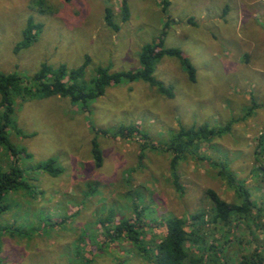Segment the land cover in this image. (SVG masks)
<instances>
[{
    "label": "rangeland",
    "instance_id": "1",
    "mask_svg": "<svg viewBox=\"0 0 264 264\" xmlns=\"http://www.w3.org/2000/svg\"><path fill=\"white\" fill-rule=\"evenodd\" d=\"M163 1L0 0V73L32 77L43 64L76 69L88 58L81 80L88 84L95 67L137 71L141 48L158 39L194 69L192 81L176 56L156 63L153 78L171 96L138 79L108 87L86 109L56 96L14 99L6 133L26 157L0 147V167L15 161L28 188L10 193L0 214V264H78L82 257V264H147L123 241L101 250L98 220L109 208L127 218L144 208L148 225L186 218L209 208L207 189L231 202L233 190L212 161L247 182L253 201L264 199L254 174V149L264 133V0H167L166 8ZM107 9L115 28L105 22ZM29 22L36 38L18 50ZM229 123L230 133L178 162L177 190L164 145L180 128ZM120 126L137 133L113 137ZM50 159L55 175L35 169ZM263 232L254 231L261 239Z\"/></svg>",
    "mask_w": 264,
    "mask_h": 264
},
{
    "label": "trees",
    "instance_id": "2",
    "mask_svg": "<svg viewBox=\"0 0 264 264\" xmlns=\"http://www.w3.org/2000/svg\"><path fill=\"white\" fill-rule=\"evenodd\" d=\"M163 2V8H166L168 2ZM122 14L124 20L128 18L126 4H123ZM105 22L115 28L108 9ZM36 27L31 22L27 23L23 32L24 39L18 44V50L28 48L35 40L36 36L31 32L38 30ZM162 46V39L143 46L138 55L140 68L137 71L108 73L106 69L95 67L94 76L88 84L81 81L90 63L88 58L76 69H68L65 65L50 67L43 64L32 77L0 73V147L6 149L11 156L22 154L26 157L23 150H18L9 143L6 133L7 127L13 122L16 98L31 100L56 96L66 98L86 109L89 102L101 97L108 87L138 79L148 82L151 86H157L160 92L170 95L168 89L153 78L154 67L163 56H176L193 81L194 69L189 61L179 50L165 49ZM231 127V123L220 128L203 124L198 129L180 128L171 136L164 146L165 151L172 154L170 168L177 190H180V187L174 169L178 162L193 155L202 143L210 144L214 139L227 135ZM97 131L106 134L105 130ZM135 133L137 130L133 126H120L112 136L127 139ZM91 154L94 165L100 167L101 153L95 142H92ZM211 163L220 166V178L233 190L235 197L231 202L222 199L214 190L207 189L205 196L210 203L207 210L201 209L188 214L186 218H165L158 224L154 222L150 225L142 219L144 208L128 218L116 216L112 208H109L108 215L98 220L105 236L101 250L110 242L123 241L133 245L130 253L142 258L147 264H264V238L261 239L254 233L255 230L264 231V199L253 201L247 182L238 180L225 165H217L214 161ZM254 164V174L258 176L257 186L264 190V133L254 149ZM35 169L52 176L57 172L53 167V159L36 166ZM27 188L24 169L17 166L15 161H11L6 170L0 167V214L8 210L7 198L10 193ZM155 229L158 230L157 234H153ZM147 234L152 236L148 240ZM84 261L82 257L78 264Z\"/></svg>",
    "mask_w": 264,
    "mask_h": 264
}]
</instances>
